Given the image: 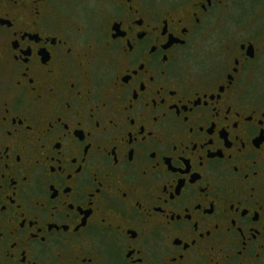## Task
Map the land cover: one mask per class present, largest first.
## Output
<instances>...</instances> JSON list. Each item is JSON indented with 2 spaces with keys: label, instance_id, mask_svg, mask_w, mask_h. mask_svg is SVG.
<instances>
[{
  "label": "flooded vegetation",
  "instance_id": "flooded-vegetation-1",
  "mask_svg": "<svg viewBox=\"0 0 264 264\" xmlns=\"http://www.w3.org/2000/svg\"><path fill=\"white\" fill-rule=\"evenodd\" d=\"M0 264H264V0H0Z\"/></svg>",
  "mask_w": 264,
  "mask_h": 264
}]
</instances>
